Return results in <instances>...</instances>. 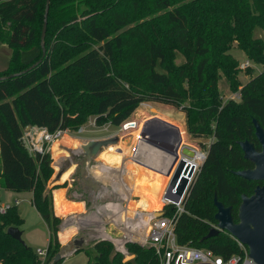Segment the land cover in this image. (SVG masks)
I'll return each mask as SVG.
<instances>
[{
  "label": "trees",
  "instance_id": "trees-1",
  "mask_svg": "<svg viewBox=\"0 0 264 264\" xmlns=\"http://www.w3.org/2000/svg\"><path fill=\"white\" fill-rule=\"evenodd\" d=\"M76 2L83 6L77 9L75 0H49L45 53L38 63L21 71L41 56L39 34L45 0H0V38L10 48L8 63L0 69V75L19 72L0 79V186L31 190V204L47 228L45 249L49 250L53 244L58 245L60 221L52 211L50 188L43 189L41 181V175L45 177L51 170L50 158L48 152L31 155L27 151L22 127L38 124L49 130L64 125L73 128L86 113L96 115L98 123L107 119L117 125L142 100L180 104L186 110L188 132L212 138L203 147L205 156L181 200L182 210L175 216L176 240L222 256L238 251L226 231L204 235L215 224L213 194L230 205L236 219L240 193L250 194L255 185L233 170L251 167L242 156L238 140L247 139L258 148L251 117L264 130V63L240 85L237 101L229 98L221 103L216 79L220 71L232 86L239 84L233 83L235 61L228 51L232 40L250 57L264 62V0H148L151 9L161 11L160 17L146 30H134L140 43L129 44V59L136 75L156 86L153 91L124 74L119 64L123 43L120 35L112 32L130 21L124 7L129 3L135 8L137 0ZM254 26L261 28L262 36L252 35ZM167 46L186 55L188 63L173 68L166 58ZM25 48H32V55L22 60L20 54ZM183 80L187 82L185 87L179 84ZM84 99L90 101L85 104ZM81 100L84 106L71 112ZM135 127L132 133L137 134ZM179 132L181 135L180 128ZM159 202L145 207H158ZM53 203L60 212L82 210L77 203L64 200L61 190L54 191ZM128 206L136 207L137 201H129ZM173 209L172 203H164L163 213ZM20 220L14 203L0 212V264H38L36 251L5 231L6 226ZM82 248L87 264H158L151 247L133 242L127 243L133 256L126 260H121L118 252L107 258L108 248L112 249L107 240Z\"/></svg>",
  "mask_w": 264,
  "mask_h": 264
},
{
  "label": "rangeland",
  "instance_id": "rangeland-1",
  "mask_svg": "<svg viewBox=\"0 0 264 264\" xmlns=\"http://www.w3.org/2000/svg\"><path fill=\"white\" fill-rule=\"evenodd\" d=\"M75 4H77V9L83 6L82 3H77L76 0H75ZM127 4L128 5L124 7V14L130 16V21H128L122 26L117 27L115 31H112L113 33L115 32L120 35V38L122 40L123 47H124L122 55L120 56L119 64H120V67L123 69V72L126 76H128L134 81L137 80L147 90L153 91L156 89L155 85H148L142 77L136 75L132 67V64L130 62V59H129V54H130L129 44L131 42H133V45H137L140 43V38L137 34H134V30L135 29L146 30L145 27L149 23H151V21H154L156 18L160 17L159 15L161 11L151 9L148 6V0H137L136 6L133 9L129 6V3ZM156 28L158 29V31L162 30V28L159 27V25H157ZM252 35L262 36L263 33H262L261 28L259 26H254ZM7 50L9 52V47L0 43V61L2 60L3 62V60H6L7 56L5 53L7 52ZM228 51L231 54L232 59L235 61V65L232 69L233 70L232 73L234 77L233 83L235 84V82H238L239 84H235V86H232L230 84V81L224 76V74L218 71V75L216 79V88H217L218 94L220 95L221 103L229 98H233V95L238 91V88L240 87V85L246 82L251 76L256 74L258 71H260L264 63L263 61H259L256 58L250 57L249 54L245 53L243 49L238 47L235 40H232L229 43ZM31 55H32V48H25L21 51L20 58L22 60H26ZM166 58L168 62L173 66V68L182 66L184 62L188 63V61L186 60V55H183V53L179 52L175 47L169 48V46H167ZM244 59H248L249 64L244 68H239L238 62L243 61ZM0 69H3V68H0ZM179 84L180 86L185 87L187 85V82L183 80V81H180ZM234 99L237 101L239 98L234 97ZM88 101L90 100L84 99L85 104ZM144 103H147V106L144 107ZM149 104L151 106H149ZM82 106L84 105L81 100L79 103L72 106L71 112L76 113L77 111L80 110ZM149 113H152V115L160 114L164 117H167V119H169L173 123H177V125L182 131L181 142L199 151H202L204 149L203 148L204 145H206V143L212 138V136L210 135L193 136L188 132L186 128V116H187L186 110H183L180 104L172 105V104L162 103V102L153 101V100H142L134 107L132 112L127 117H125L124 120L130 119L132 117L134 118L137 117L138 120L141 119L142 121V117ZM90 115L92 114L86 113L84 117L80 119L76 124H82L83 122H85L87 117ZM105 121H107V119L99 123H102ZM115 129H116L115 125L113 124L108 125V131L115 130ZM134 130L135 129L131 130L129 134L127 135L125 134L122 135L121 141L119 142V144L117 146L111 147L110 150L114 151V150L120 149V151H123L124 147L122 146V143L125 144L126 142H130V146H131L130 149L128 148V144L125 145L127 146V148H125V150L127 151L126 154L129 153V151H131L133 144H134L135 138L133 139V134H132V131ZM105 132H106L105 130L93 128L92 130H89V131L87 130L82 131L80 134L90 135V134H99V133H105ZM126 132H128V130H126ZM137 132L138 130L136 131V133ZM138 138H139L138 140H140L138 147L140 146V148H143L144 147L143 145H145V148H147L148 150L151 148L152 150L150 151L152 152L154 151V154L156 155L158 154L157 152L164 153L165 156L162 154L164 158L167 157V155L169 154L172 155L171 152H167L164 149V147L163 148L161 147L160 141L152 143V142L146 141V139L142 140L143 137L139 136ZM172 145L170 146V149H172ZM54 147H56V145L52 146V149H54ZM165 147H168V146H165ZM196 154L198 153H195V156ZM94 157L95 156L92 155L91 158L88 160L87 155L84 152V153H81L79 156H76V157L72 156L71 160L62 166L63 168L65 167V165L70 164L69 166H72L73 164L71 163L75 164L76 171L72 175V182L74 186L73 188H76L77 190H80V189L82 190L83 188L86 190L91 189L93 190V192L100 189V184L103 181L100 179L96 180L95 178L96 174L95 173L93 174V172L91 171V167H90V164L94 162L93 160ZM49 158H50L49 164H52L53 158L51 157V155H49ZM195 161L197 162V166H198L202 160L199 158L197 159L195 158ZM69 166L67 167V169L69 168ZM52 167L45 177H44V174L41 175L43 189H46L50 183V180L53 179L54 169ZM122 170L127 171L128 169L124 168ZM141 173L143 174H141L138 180H142V181L137 182L136 192L140 196H147V197H143L145 200V204L143 202L141 204V206L143 205V208H145V206L151 205L152 202H156L160 200V195L162 193V189L164 188L167 182L168 175L162 173L159 176L151 177L152 175L146 172H141ZM145 177L147 180H144ZM135 178L136 177L134 174H130V180L128 182V187L130 188V190L132 188L133 180ZM144 181H148V182L145 183ZM104 182H113V181L106 179L104 180ZM159 192H160V195H159ZM30 195H31L30 189L0 188V203L3 204L4 206L11 205L14 203L15 209L19 213V216L21 217V220L18 223L10 224V225L17 226L21 230V238L23 239V241L26 244L30 245V247L34 251H37L38 248L43 249L46 246L47 228H46L44 221L41 219V217L35 210L34 206L31 204L29 200ZM14 200H16V202H14ZM137 202H138V199H137ZM159 203L160 204L158 207L147 209V210L160 211L161 209H163L164 204L161 201ZM90 205H92V203ZM90 205H87L84 209L89 208ZM80 237H83V234L79 232H75V230L72 228H65L63 229V231H60L58 229L57 231L58 245L55 246L53 244L51 249L49 250L45 249V252L40 255L36 252L38 254V255L36 254V257H35L36 261H38V264H52L53 257L56 253L66 254L68 251L72 250L73 248H78L76 251L74 250L71 254H69L66 257V261L69 264H87V254L84 248L82 247L89 246L90 244L94 243L95 240L83 241L80 247L78 246L76 247V245L73 243V239L80 238ZM108 249L109 251L107 254V258L109 259L111 256L114 255V253L112 252V249L110 248ZM132 256H133V251L129 250L128 255L126 257L123 258L121 256V260L132 258ZM61 258L59 259V261L61 260Z\"/></svg>",
  "mask_w": 264,
  "mask_h": 264
},
{
  "label": "built area",
  "instance_id": "built-area-1",
  "mask_svg": "<svg viewBox=\"0 0 264 264\" xmlns=\"http://www.w3.org/2000/svg\"><path fill=\"white\" fill-rule=\"evenodd\" d=\"M248 64V59H244L238 62V67L244 68ZM234 97L239 98L238 91L233 95V98ZM110 124L112 123L109 120L98 123L96 121V115L94 114L88 116L85 122L73 128L64 125L49 130L44 125L25 124L22 127V140L25 148L31 155L43 154L47 152L49 145L53 141L65 136L77 139L79 144L83 143L92 137H85L80 133L85 130H92L93 128L106 131L105 133H99L102 134L100 137L110 135L120 137L121 131H126L135 127L136 120H123L117 125L113 124L116 126L115 130L108 131V125ZM138 137L137 134L135 137L136 141L128 154L133 160L138 158ZM199 152L201 153L199 159L202 160L205 156V152L204 150ZM178 156L180 155L178 154ZM185 159L191 160L187 157ZM93 160V163L97 161L94 158ZM92 164H90V167ZM105 173L108 175L107 172ZM96 177L103 182L100 184L99 190L89 193L92 205L87 209H83L82 212H71L61 217L58 223V229L63 230L72 227L75 232L83 234V241L107 240L111 243L112 250L120 253L123 258L126 257L129 252L127 243L133 242L141 247H151L156 254L158 264H258L247 256L246 246L235 238L234 240L238 246V251L228 256H222L203 246L180 243L176 240L174 219L176 214L182 210L181 200L186 191L179 201L170 202L174 206L172 212L163 213V209H161L158 214L154 210H145L137 206L128 208L126 202L131 195L130 191L118 190L114 183L115 180H113V182H104L98 175H96ZM160 201L163 204L168 202L166 199L162 198L161 195ZM6 206L0 203V212L4 211ZM91 212L97 213V221L92 218L84 221L85 218L82 217L89 215ZM74 250L75 248L68 251L66 254H61V257L62 255L63 257L58 264H69L66 261V257ZM36 252L39 255L43 254L45 248H38Z\"/></svg>",
  "mask_w": 264,
  "mask_h": 264
},
{
  "label": "water",
  "instance_id": "water-1",
  "mask_svg": "<svg viewBox=\"0 0 264 264\" xmlns=\"http://www.w3.org/2000/svg\"><path fill=\"white\" fill-rule=\"evenodd\" d=\"M48 2L49 0H45L42 24L39 34L41 56L21 71H24L25 69H28L38 63L45 53L43 38L46 26V12ZM16 73L19 72L17 71L8 75H0V79ZM153 118L154 122L159 123L160 125L164 126V128L159 129L154 127L150 134H145L146 137L142 138V140L146 139V141L152 143L160 141L161 147H164L167 152H171L172 155H167V157L163 158V163H161V165H150L149 159H152L154 153L152 155V152L150 153V151L144 153L143 148V151L138 150V158L135 161L145 165L146 167L153 168L168 175V179L162 190L161 197L166 199L168 202H177L186 191L196 169L197 162H195L193 159V152L195 149L181 142V136L179 135V129L176 124L157 116H154ZM149 121H151V119L144 121L142 127ZM251 122L253 124L254 137L259 143V149H256L253 143L247 139L238 140L237 144L239 145V148L242 152V156L249 160L252 166L235 169L233 172L246 180H264V130L256 118L251 117ZM155 128H157V130ZM173 131L176 132L177 138L173 143L174 145L172 149H170L169 145H172L171 142L174 138ZM141 133L139 134L140 137L142 135ZM116 137L117 136L115 135H110L105 137L89 138L83 143H80L79 147L86 153L87 159H89L92 155L94 156L103 146L107 145L108 143H114ZM139 141L140 140H138V144ZM143 146L145 147V145ZM139 151L143 152V154L140 155ZM178 154L180 156H178ZM143 155H145L144 159H142ZM186 157L191 160H186ZM212 202L215 207V211L213 212L215 224L208 228L204 236L207 237L214 235L219 230L226 231L230 236L237 239L240 243L246 246L247 256L249 258L258 264H264V185L256 184L250 194L240 193L239 203L236 207V219H233L231 215L230 205H224L222 201L217 199L214 194L212 196ZM155 212L158 214L160 213V211ZM5 231L11 237L18 240L21 244H25L21 238V230L17 226L8 225L6 226ZM82 242V237L73 239V243L76 245V247H80ZM76 249L77 248H75V250ZM112 252L115 253L116 251L112 250ZM60 258L61 254L56 253L52 261L59 260Z\"/></svg>",
  "mask_w": 264,
  "mask_h": 264
},
{
  "label": "crops",
  "instance_id": "crops-1",
  "mask_svg": "<svg viewBox=\"0 0 264 264\" xmlns=\"http://www.w3.org/2000/svg\"><path fill=\"white\" fill-rule=\"evenodd\" d=\"M0 43L1 44H4V45H6L7 47H9L7 44H6V42L5 41H3V39H1L0 38ZM6 54V56H7V58H6V60H3V62H2V60L0 61V68H4L6 65H7V63H8V60H9V54H10V48H9V52H8V50H7V52L5 53ZM145 106H147V103H144V107ZM149 106H151L150 104H149ZM153 107H155V106H153ZM154 116H157V117H159V118H162V119H165V120H168V121H170L169 119H167V117H164V116H162V115H160V114H157V115H155V114H153L152 115V113H149V114H147V115H144L143 117H142V121L140 122V124L139 125H135L136 127H137V129H138V135L141 133V132H143V133H141L142 135H141V137L143 136V138L144 137H146V133L147 134H150V132L152 131V129L154 128V127H157V128H164V126H162V125H160L159 123H157V122H154ZM145 117V118H144ZM130 119H135L136 121L138 120L137 119V117H132V118H130ZM149 119H151V121H149V122H147V124L145 123V125L142 127V125L144 124V121H148ZM156 121V120H155ZM170 122H172V121H170ZM173 123V122H172ZM136 124H137V122H136ZM174 124H176L177 125V123H174ZM178 126V125H177ZM135 127V128H136ZM157 128H155L156 130H157ZM131 130H133L132 128L131 129H129L128 130V132H126V131H121V135H120V137L122 136V135H127V134H129V132L131 131ZM102 134H90V135H83V136H85V137H92V138H98V137H100ZM65 140H68V137H62V138H60V139H57V140H55V141H61V143L59 144V143H57V144H55L56 145V147H54V149H52L51 150V146H52V144H53V142L49 145V147H48V150H47V152H48V154L49 155H51V157L53 158V161H52V164H50V166L54 169L53 170V179H51L50 180V183H49V185L47 186V188H50V193H51V206H52V211H53V213L55 214V215H57V216H60V218H61V216H65L66 214H68V213H71V212H76L75 210H71V211H67V212H60V211H56L55 209H54V203H53V194H54V191L55 190H61L62 191V196H63V199L64 200H66V201H68V202H72V203H77L78 205H79V207L83 210L87 205H90L91 203H92V200H91V197L89 196V193L90 192H92L93 190H86V189H80V190H77L76 188H73L74 186H73V182H72V175L75 173V171H76V166H75V164L74 163H71V164H73V169L70 171V173L67 175V177L65 178V179H62V178H60V175H61V173L62 172H67V171H69L70 170V168H71V166H69V165H65V167H63L62 168V166L65 164V163H67L68 161H70L71 160V157L72 156H79L81 153H84V151L83 150H81V148H79L78 146H71V145H68V142H67V144L64 142ZM76 142L78 141L77 139L75 140ZM135 139H134V143H135ZM119 144V143H118ZM118 144H116V145H113V146H117ZM174 145V144H173ZM173 145H172V147H173ZM113 146H108L109 148H108V150H110V148L111 147H113ZM104 149H102L101 151H100V153L97 155V153L94 155L95 157V159L97 160V159H100V160H106V159H104V157L101 155V153H102V151H103ZM52 153V154H51ZM128 154L129 153H127L126 155H127V157H128ZM169 155H171V154H169ZM99 158H98V157ZM55 159V160H54ZM123 161V160H122ZM105 163V162H104ZM104 163H103V167H104ZM106 164V163H105ZM127 164L129 165V166H131V167H136L137 166V164L135 163V162H130V161H127ZM69 166V168L67 169V167ZM105 166H107V165H105ZM118 167H119V164H118ZM110 168V167H109ZM108 168V169H109ZM151 169H153V168H151ZM153 170H155V169H153ZM156 172H158L157 170H155ZM105 172V171H104ZM106 172H109V170H107ZM159 173H162V172H159ZM164 174V173H163ZM140 177V176H139ZM151 177H153V176H151ZM151 177H149V178H151ZM96 178V180L98 179L97 177H95ZM116 181L114 182L118 187V190H120L119 188H122V189H125L126 187L124 186V184L123 183H128L129 182V180H130V175H129V173L126 171V170H121V179H115ZM121 180H122V182H121ZM144 180H147L146 179V177H145V179ZM139 181H142V180H138V177H136L134 180H133V184H134V194H133V198H131V200L130 201H137V199H138V202H137V205H140L141 206V204H142V202L145 204V200H144V198L143 197H147V196H140V195H138L137 194V192H136V185H137V182H139ZM148 182V181H147ZM52 185H56V186H54V187H51ZM0 188H4V187H1L0 186ZM127 190H129V189H127ZM163 190V189H162ZM75 192V193H74ZM74 193V194H73ZM159 195H160V192H159ZM131 196H132V194H131ZM30 198H31V195H30ZM151 198V197H150ZM30 200V199H29ZM158 201H160V200H158ZM14 202H16V200H14ZM31 202V201H30ZM127 204H129V201H128V203ZM91 206V205H90ZM129 207V206H128ZM137 207H139V206H137ZM141 207H143V205L141 206ZM146 208V207H145ZM147 209V208H146ZM38 213V212H37ZM40 216V215H39ZM60 231H63V230H61V229H59ZM58 231V230H57ZM58 264V263H57Z\"/></svg>",
  "mask_w": 264,
  "mask_h": 264
},
{
  "label": "bare ground",
  "instance_id": "bare-ground-1",
  "mask_svg": "<svg viewBox=\"0 0 264 264\" xmlns=\"http://www.w3.org/2000/svg\"><path fill=\"white\" fill-rule=\"evenodd\" d=\"M178 127V126H177ZM178 129H179V127H178ZM133 134V139L136 137V134H134V133H132ZM179 135H180V132H179ZM181 136V135H180ZM173 141L177 138V134H176V132L175 131H173ZM76 139H74V138H69L68 137V140H65L64 142L67 144V142H68V145H73V146H79V141H75ZM121 141V137H116V140H115V142L114 143H108L107 145H105V146H103L98 152H97V155L100 153V151L102 150V149H104L103 151H102V153H101V155L104 157V159H106L105 161L104 160H100V159H97V161L95 162V163H93L92 164V166H91V168H92V172L93 173H95L96 175H98L99 176V178H101V179H103V180H106V179H108V180H115L116 178L117 179H121V170L122 169H124V168H126V169H128L127 170V172L129 173V175L130 174H134L135 175V177H138L139 178V176H141V174H143V173H141V172H146V173H148V174H150V175H152V176H159V175H161L162 173H159V171L158 172H156L155 170H153V169H151V168H149V167H146L145 165H142V164H140V163H138V162H136L135 160H133L131 157H127V155H125L126 154V150H125V148H127V146H125V145H127L128 144V148L130 149L131 148V146H130V142H126L125 144L124 143H122V146L124 147V150L123 151H120V149L119 150H114V151H111V150H108V146H113V145H116V144H118L119 142ZM59 142H61V141H54L53 142V144H52V146H54L55 144H57V143H59ZM142 143V142H141ZM144 143V142H143ZM147 143V142H146ZM52 146H51V150H52ZM144 148V153H146L147 151H150L151 150V148L148 150L147 148H145V147H143ZM143 148H140V146L138 147V149H137V151L138 150H142ZM143 151V150H142ZM152 151H150V153H151ZM154 153V151L151 153V155ZM158 154L156 155V154H153V157H152V159H149V163H150V165H161V163H163V158H164V153H160V152H157ZM195 153H198V154H200L201 155V153L199 152V151H197V150H194V152H193V159H194V161H195V158L197 159V158H199L200 157V155H196L195 156ZM52 154V153H51ZM139 154L140 155H142L143 154V152H141V151H139ZM162 154L164 155V156H162ZM143 158L142 159H144L145 158V155H143L142 156ZM195 157V158H194ZM55 160V159H54ZM123 160V161H122ZM127 161H130V162H135V163H137V166L135 167H131V166H129L128 164H127ZM106 164H105V163ZM196 162V161H195ZM103 163H104V167H103ZM118 164H119V167H118ZM105 165H107V166H105ZM110 167V168H109ZM109 168V169H108ZM73 169V165L71 166V168H70V170L69 171H67V172H62L61 173V175H60V178H62V179H65L66 177H67V175L70 173V171ZM107 170H109V172H107L108 173V175H106V171ZM105 171V172H104ZM109 174H111V175H109ZM145 183H147V181H144ZM124 184V186L126 187L125 189H122V188H119L120 190H127V189H129L128 191H130V194H132V196L130 195V197H129V199L127 200V202H126V206L128 207V201H130L131 200V198H133V194H134V184H132V188H131V190H130V188L128 187V183H123ZM117 186V185H116ZM118 187V186H117ZM137 206H139V208H142V209H145V210H147L146 208H143V207H141L140 205H137ZM129 208V207H128ZM75 211H77V212H82V210H75ZM96 215H97V213L96 212H91V213H89V215H86L85 217L83 216L82 218H85L84 219V221L85 220H89L90 218H92V219H96V221H97V218H96ZM83 221V222H84Z\"/></svg>",
  "mask_w": 264,
  "mask_h": 264
},
{
  "label": "flooded vegetation",
  "instance_id": "flooded-vegetation-1",
  "mask_svg": "<svg viewBox=\"0 0 264 264\" xmlns=\"http://www.w3.org/2000/svg\"><path fill=\"white\" fill-rule=\"evenodd\" d=\"M257 144H258V148H256V147H255V148H256V149H259V143L257 142ZM196 155H200V154H196ZM200 156H201V155H200ZM248 161H249V160H248ZM250 163H251V162H250ZM251 166H252V164H251ZM251 181H254V182H255V185H256V184L264 185V184H263L264 180H251ZM255 185H254V186H255ZM254 186H253V187H254ZM252 189H253V188H252Z\"/></svg>",
  "mask_w": 264,
  "mask_h": 264
}]
</instances>
